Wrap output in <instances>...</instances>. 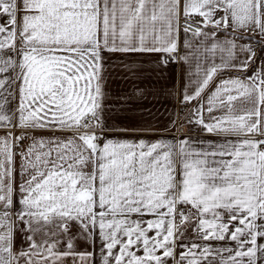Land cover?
<instances>
[{"label":"snow or ice","instance_id":"6c2138e0","mask_svg":"<svg viewBox=\"0 0 264 264\" xmlns=\"http://www.w3.org/2000/svg\"><path fill=\"white\" fill-rule=\"evenodd\" d=\"M181 13L186 35L211 41L205 52L226 53L219 64L197 65V86L191 95L185 88V103L218 73H248L256 65L252 44L238 41L264 51V0H0V128L9 129L0 136V264H64L67 257L92 264L93 252H77V240L93 249L98 240L101 264L264 262L258 243L264 240V59L251 75L216 84L207 98L208 122L203 103L193 110L190 122L223 143L106 138L105 112L112 108L104 104L102 54H175L187 62L179 55ZM184 47H192L187 39ZM237 50L247 55L234 62ZM17 95L13 113L7 106ZM214 110L222 115L212 116ZM36 130L70 135L36 136ZM17 156L21 182L13 211ZM193 215V230L205 243L180 242L177 260L180 228ZM18 234L26 248L16 250Z\"/></svg>","mask_w":264,"mask_h":264},{"label":"crops","instance_id":"0c3cea01","mask_svg":"<svg viewBox=\"0 0 264 264\" xmlns=\"http://www.w3.org/2000/svg\"><path fill=\"white\" fill-rule=\"evenodd\" d=\"M183 14L181 13V16ZM212 31L214 29L209 28ZM232 32V29H229ZM236 36H245L248 33L237 31L234 33ZM188 40L192 45L191 48L184 47V41ZM218 39L223 40L224 34L218 33ZM257 40L261 38L256 37ZM203 38H193L191 33L185 34L183 27L179 33V55L188 56V61L185 62L180 59L174 61H167L164 59L162 53H143V52H107L103 55L104 63V92L106 98L104 104L106 109L111 107L112 111L105 112V125H106V138L139 141L141 139L153 142L157 140L173 141L177 142L184 138H190V140L199 145V142L203 141L205 144L209 141L214 143H223L224 138L216 133H207L204 128L195 123L190 122L194 120L193 110L204 104L203 118L205 122H208L210 117L207 112V98L214 90L215 86L221 79L229 76H245L251 75V71H254L262 59H264V51H261V45L253 41L243 40L238 43H251L253 49L256 52V65H253L252 69L248 73L240 71H224L216 75L213 82L208 88L202 92L201 96L190 101L183 102V93L185 88L191 95L195 92L197 86V65L199 64L201 70L210 67L213 63L219 64L221 62V56L226 57V53H220L217 50L215 53L205 52L204 47H210L211 41L203 42ZM199 46V52L194 51ZM246 53H242L239 50L236 52V61L244 59ZM161 60L166 63H161ZM138 93H143L139 95ZM18 105V95L15 99L11 100V103L7 106L8 110L15 112V108ZM190 114V118L185 120L184 116ZM212 116H220L222 112L214 110ZM16 115H13L12 123H16ZM19 128H12L11 131L15 133L19 131ZM9 129L0 128V136H4ZM21 131V130H20ZM36 136L51 137L55 136H67L70 133L57 131L55 133L47 130H36L32 133ZM229 139H235L229 137ZM25 144L28 141L24 142ZM101 145L104 140L100 141ZM20 159L17 156L15 160L14 172V188L13 195L14 206L13 211L17 210L16 201L19 195V184L21 178L19 176ZM27 177H25L26 179ZM135 218V217H134ZM150 216H145L144 219H151ZM196 217L193 215L189 222L185 223L180 231L183 236L179 237V242L175 249L176 258L179 259L182 249L180 242L191 244L195 242L197 244L205 243L196 232L193 230L196 227ZM179 223V218H177ZM22 227V225H21ZM72 233L77 231L76 225L73 224L71 228ZM154 233H150L153 235ZM39 240V237H37ZM23 236L18 234L16 237V250L20 247H27V244H22ZM213 246L230 247L236 249L237 245L234 241H209ZM258 243H264V240H258ZM61 251L64 250V245H59ZM76 251H88L93 252L92 264H101L100 259V246L97 240L96 247L93 249L89 244L83 240L76 241ZM118 251V249H117ZM142 254V252L138 253ZM226 256L227 253H224ZM211 259V258H210ZM64 264H80L79 259H73V257L65 258ZM168 264H174V261L169 260ZM185 264L187 262L185 261ZM207 264V262H204ZM214 264H219V261H214ZM264 264V262H261Z\"/></svg>","mask_w":264,"mask_h":264},{"label":"built area","instance_id":"2783aa9c","mask_svg":"<svg viewBox=\"0 0 264 264\" xmlns=\"http://www.w3.org/2000/svg\"><path fill=\"white\" fill-rule=\"evenodd\" d=\"M202 18L200 17H195L194 20H193V23L197 22V21H200ZM183 23H184V18H183V15L181 16V27H183ZM175 54H164V59L167 60V61H174L176 59H173L172 56H174ZM190 114H186L184 116L185 120H188L190 118ZM20 130L19 131H16L15 133H13L14 135H19L20 134ZM14 151H18V149H14Z\"/></svg>","mask_w":264,"mask_h":264}]
</instances>
